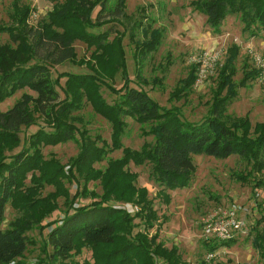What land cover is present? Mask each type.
Returning a JSON list of instances; mask_svg holds the SVG:
<instances>
[{
	"label": "trees",
	"instance_id": "1",
	"mask_svg": "<svg viewBox=\"0 0 264 264\" xmlns=\"http://www.w3.org/2000/svg\"><path fill=\"white\" fill-rule=\"evenodd\" d=\"M48 1L53 8L35 27L29 24L32 8L24 4H14L12 23L0 25V32L10 36L9 42L0 44V103L25 88L36 93H23L11 108L0 109V264H25L24 253L30 244L35 245L27 233L34 228L44 229L42 222L58 209L60 196L67 199V210L50 224L42 242L44 258L38 264H186L176 245L169 248L159 240V229L151 233L159 220L154 201L147 187L138 186V174L128 166L149 164V178L159 187L158 196L166 203L171 201L167 190L191 185L197 171L195 155L218 159L239 156L251 167L246 175H239L243 181L264 170V122L253 125L248 116L227 113L236 97L233 80L240 45L234 43L227 49L226 59L218 69L210 109L202 120L193 122L185 119L179 108L161 106L144 89L131 86L124 33L116 32L110 41L111 29L91 31L108 21L127 17L128 0ZM192 5L206 15V24L214 32L220 31L221 23L230 15H240L243 30L250 35H258L264 28V0H193ZM96 8L99 9L94 18ZM76 40L94 47L90 58H78ZM161 43L160 29H151L148 39L136 42L135 57L140 65ZM64 61L87 64L91 73H62L66 77V96L61 99L56 87L59 81L53 79L50 67ZM110 67L121 70L125 79L120 89L111 87L114 93L121 94L114 103H109L100 90L101 81L110 75ZM199 67V63L191 65L188 75L171 92V98L188 95L197 82ZM259 75V70L250 69L243 82ZM136 76L142 77L140 68ZM86 104L111 123L110 143L99 136L92 137L86 127L78 126L81 117L76 113ZM36 112L45 118L50 130L38 129L29 136L25 148L7 156V151L21 145V127L35 123ZM125 117L149 125L143 133L152 136L153 141H145L139 149L126 146ZM68 141L79 144V153L68 167L55 156L45 157L43 146ZM114 151H121L122 156L109 158L103 169L95 167L96 162L104 161ZM63 180L80 184L79 193L70 201ZM92 180L99 181L102 193L88 189ZM253 181L256 187L264 185L263 180ZM48 185L55 191L42 196L41 191ZM80 196L91 198L92 202L78 205ZM128 203L139 209L133 213ZM8 204L20 214L3 227ZM136 219H140L144 230L136 231L141 224ZM252 232L253 246L264 264V211ZM233 241L204 243L212 253ZM86 247L92 251L91 259L76 260Z\"/></svg>",
	"mask_w": 264,
	"mask_h": 264
},
{
	"label": "rangeland",
	"instance_id": "2",
	"mask_svg": "<svg viewBox=\"0 0 264 264\" xmlns=\"http://www.w3.org/2000/svg\"><path fill=\"white\" fill-rule=\"evenodd\" d=\"M193 0H128L126 13L127 17H120L114 21H108L103 26L94 28L91 31L99 33L105 30H112L110 41L116 36V32L124 35L123 46L126 55V66L128 76L131 79V86L144 89L161 106L172 108L177 107L183 117L189 121L198 122L208 113L212 104L214 91L217 87V75L219 67L224 63L227 56V49L234 43L241 47L239 57L236 61L237 73L234 76L236 97L228 108V114L233 116H248L253 125L257 122H264V79L246 80V73L250 69H256L253 53L264 56V28L260 29L258 35H250L243 30L244 24L240 15H230L220 25V31L214 32L206 24V15L199 12L192 5ZM14 4L28 5L32 8L29 24L36 26L39 21L47 16V12L53 8V3L48 0H1L0 1V25H9L10 14L14 11ZM93 13L96 17L97 10ZM160 29L162 32V43L157 51L150 53L142 65L135 57V45L150 37V30ZM10 41L6 32H0V44ZM78 58H90L94 47L88 46L81 40L74 43ZM216 57L209 61L206 77L199 80L189 93L182 99L171 98L170 94L178 85L179 81L185 78L191 65L199 63L203 57ZM201 65V63H199ZM53 79H57V90L61 99L65 98L64 90L66 77L61 76L64 72L70 73H91L87 64L64 61L51 65ZM141 69V78H137L138 69ZM109 73L100 86L103 97L109 102L119 101L121 94L114 93L111 89L123 87L125 79L121 70L109 68ZM156 79H162L156 82ZM139 80H145L140 84ZM245 83V84H244ZM23 93L36 95L29 88L19 90L13 96L6 98L0 103V109L6 111L18 101ZM224 91L223 94H225ZM81 117L78 126L86 127L90 135L95 138L99 136L107 143L111 141V123L97 114L95 110L86 104L83 109L77 112ZM128 127L123 138V143L134 149H139L145 141H153L152 136H147L143 131L149 125H141L130 117H125ZM38 129L50 130V127L43 116L35 113V123L22 126L20 131L21 145L11 151L7 156L18 153L28 145V138ZM43 153L46 158L55 156L64 166L68 167L70 162L79 153V144L76 141H68L57 145L43 146ZM122 156L121 151L110 153L102 162H96V168H105L109 158L116 159ZM197 171L191 185L187 188L167 190L171 196L170 203L164 202L158 196L159 187L149 178L150 165L136 166L131 163L128 166L130 171L138 174L137 184L140 187H147L149 196L154 201V209L157 211L159 220L151 233L157 229L159 240L171 248L176 245L186 264H261L258 251L253 246L252 231L264 211V185L254 186V179L263 180L264 170L255 173L247 181L239 179V175H246V162L239 156L233 155L226 159H218L206 155L193 156ZM65 167V170L66 168ZM83 184V179H80ZM69 192V201L80 188L75 181L70 183L63 180ZM89 190L102 193L99 181H90L87 184ZM53 186H46L41 195L54 192ZM79 193V192H78ZM66 198L60 196L57 200L58 209L48 215L42 222L44 229L34 228L27 234L35 245H29L22 260L25 264H38L44 258L42 254V242L46 240L50 224H54L62 218L67 210ZM92 202L91 198L80 196L77 199L78 205H85ZM113 204L122 205L124 202L111 201ZM261 203V206L259 205ZM133 213L139 209L137 205L127 204ZM125 206V205H124ZM237 208L239 215L245 219L247 233L233 239V244L223 246L215 251V256L208 260L209 251L204 243L206 239L203 232L205 220L216 211H225ZM16 208L10 204L5 211L3 227L19 216ZM141 223L140 219H136ZM144 230L142 223L136 229ZM92 251L89 247L82 250V253L75 257L83 261L91 259Z\"/></svg>",
	"mask_w": 264,
	"mask_h": 264
},
{
	"label": "built area",
	"instance_id": "3",
	"mask_svg": "<svg viewBox=\"0 0 264 264\" xmlns=\"http://www.w3.org/2000/svg\"><path fill=\"white\" fill-rule=\"evenodd\" d=\"M215 58L216 57L207 56L198 60L201 65L198 71L197 82L206 77L207 68L213 66L209 61H214ZM253 59L255 67L260 71L259 78L264 79V56L259 53H253ZM203 232L208 240L227 241L246 234L247 224L242 215H239L237 208L225 211L220 210L216 211L205 220ZM214 256L215 253L210 252L207 259L210 260Z\"/></svg>",
	"mask_w": 264,
	"mask_h": 264
}]
</instances>
